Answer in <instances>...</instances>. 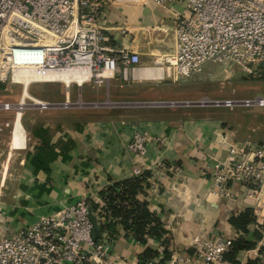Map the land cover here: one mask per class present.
Returning a JSON list of instances; mask_svg holds the SVG:
<instances>
[{"label":"crops","instance_id":"obj_1","mask_svg":"<svg viewBox=\"0 0 264 264\" xmlns=\"http://www.w3.org/2000/svg\"><path fill=\"white\" fill-rule=\"evenodd\" d=\"M182 11L181 5L160 6L151 0H113L106 8L107 21L102 31L108 44L139 54L141 64L135 71L163 70L162 76L154 73L148 80L135 79L133 72L128 84L119 75L109 82L110 89H134L126 99L149 104L140 107L148 111L135 113L133 119L128 114L126 120H109L94 111H68L60 107L51 109L60 110L59 113L43 118L40 113L31 117L32 121L26 120L25 113L22 124L20 121L18 125L19 118L16 121L15 127L23 125L24 131L16 139V147L11 137L0 138V216L8 222L10 230L32 225L41 217L53 215L88 196L103 205L98 193L133 178L135 166L140 165L151 177L149 187L138 199L148 203L149 210L160 218L167 231L172 258L166 264L192 254L191 245L202 233L211 237L236 236L229 218L233 211L252 210L251 202L231 205L214 196L213 168L217 161L230 157L229 148L247 147L245 152L249 153L250 148L264 141L244 134V124L232 119L225 106L181 105L173 109L159 105L187 103L199 97L164 93L169 79L166 68L157 64L158 56L175 49L174 15ZM71 91L66 89L64 97L57 92L56 97L70 100ZM116 93L123 94L115 91L111 94L113 99L122 101V95ZM221 95L213 91L208 96L215 101L230 98ZM83 96L92 99L89 91ZM136 131L163 139L161 144L149 143L146 158L138 163L127 149ZM36 158L40 162L35 165L40 168L31 163ZM230 191L240 200L247 190L235 183L230 185ZM116 232L111 241L112 262L139 264L148 247L159 252V256L147 264L157 259L160 264L164 248L159 241L151 239L144 246L131 237L125 238L122 226L118 225ZM102 236L109 238L110 234L106 230ZM97 263L93 260L91 264Z\"/></svg>","mask_w":264,"mask_h":264},{"label":"built area","instance_id":"obj_2","mask_svg":"<svg viewBox=\"0 0 264 264\" xmlns=\"http://www.w3.org/2000/svg\"><path fill=\"white\" fill-rule=\"evenodd\" d=\"M151 1L183 8L174 15V51L157 57V64L166 68L167 78H190L210 63L236 65L250 73L253 66H264V0ZM112 2L0 0V83L19 84L23 89V77L28 76L29 90L34 84H62L69 91L85 85L102 87L117 75L128 81L141 58L108 44L102 29L107 21L106 8ZM45 103L44 110L55 107ZM220 103L223 105L217 106L264 108V97ZM70 104L67 99L63 106ZM4 106L9 109V104ZM2 131L0 125V134ZM151 142L161 144L163 139L147 132L134 133L127 149L137 163L146 158ZM246 149L231 147L230 157L217 161L212 194L231 205L250 201L254 216L264 225V144L250 148L249 153ZM144 172L137 165L133 175L140 177ZM235 183L247 190L240 200L230 191ZM91 204L81 200L13 231L0 216V264H91L93 260L118 264L110 260L108 238L93 239L91 215L96 214ZM239 236L202 233L191 245L193 253L174 258L171 264H247L250 259L264 264L260 255L264 237L256 248L243 251L236 262L226 258Z\"/></svg>","mask_w":264,"mask_h":264},{"label":"rangeland","instance_id":"obj_3","mask_svg":"<svg viewBox=\"0 0 264 264\" xmlns=\"http://www.w3.org/2000/svg\"><path fill=\"white\" fill-rule=\"evenodd\" d=\"M252 73L249 71H244L242 68L236 65H224V64H209L206 68L204 67L201 72L193 75L190 78L176 77L168 78L165 82V91L166 94L173 95H184V96H199L198 99L193 100L187 103H163L159 105H168L176 109L175 106L181 105H194V108L201 107L206 108L208 106H217L213 105V102H217L210 98L208 95L213 94V91H217L223 96L230 97L227 100L241 101L246 99H254L258 97H264V66H253L251 69ZM130 83L127 81L125 84ZM85 91L90 92V97L92 99H86L83 94ZM115 91H120L123 94L116 93L117 95H122L124 99L122 101H117L113 99L112 93ZM123 91V92H122ZM134 91V89H110L109 83L104 84L102 87H94L92 85H85L83 89L72 88V96L69 100L71 104L68 108H64L68 111L73 109H79L82 111H94L97 114L104 115L106 119H123L126 120L129 118L128 114L134 118L135 113H142L148 111L146 109H141L146 107L149 104L139 102L129 101L128 93ZM58 93H62L63 97L66 94V89L62 84H34L31 86L29 93L42 101L49 102L54 104L57 107H62L66 102L63 99L56 97ZM83 92V93H82ZM23 89L19 84H10L9 82L0 83V125H2L3 131L0 134L1 137H11L13 125L15 128L14 131V146H16V139L24 131H22V126H16V121L18 119V125L21 121V115L16 111L17 109L7 110L4 105L17 106L20 104L22 99ZM221 95V96H222ZM57 99H55V98ZM144 97H148L145 95ZM197 98V97H196ZM226 101V100H224ZM62 102L63 104H59ZM222 102V101H220ZM29 105L32 104L30 100L26 101ZM151 105V104H150ZM187 106V107H189ZM141 107V108H140ZM218 107V106H217ZM54 109V108H52ZM92 109V110H91ZM192 109V108H188ZM228 111L227 114L232 119H238V121L244 124L243 132L244 134L250 135L254 140L264 141V108H254L246 107L242 105H237L234 107H225ZM27 110V111H26ZM25 117L26 120L32 121L31 117L40 116V112L35 111L33 108L26 109ZM60 110H44L40 117H48L47 115L51 113H59ZM158 111V110H157ZM171 111V110H167ZM132 113V114H131ZM138 115V114H137ZM136 115V116H137ZM156 115V114H155ZM116 116V117H114ZM152 116V115H151ZM140 117V116H138ZM143 118V116L141 117ZM138 119V118H137ZM22 124V123H20ZM31 130V127H30ZM128 146V145H127ZM40 162L38 158L31 159V163L34 166L35 163ZM36 163V164H37ZM37 168V165H35ZM16 176V174H14ZM88 196L85 200L91 201L93 205L98 204L93 199ZM254 216V214H253ZM255 217V216H254ZM257 223L251 225L249 230L251 232L262 231L264 225H260L258 221H263L260 218L255 217ZM264 231V230H263ZM236 234L237 231L235 230ZM262 233V232H260ZM264 237V232L262 233V239ZM261 239V240H262ZM260 240V241H261ZM257 242L255 248L258 246ZM111 244V243H110ZM264 251V250H263ZM111 255V254H110ZM264 258V252L260 254ZM257 261H260L259 259Z\"/></svg>","mask_w":264,"mask_h":264},{"label":"trees","instance_id":"obj_4","mask_svg":"<svg viewBox=\"0 0 264 264\" xmlns=\"http://www.w3.org/2000/svg\"><path fill=\"white\" fill-rule=\"evenodd\" d=\"M149 172H144L140 177H133L122 182L115 183L108 188L101 190L98 195L103 205L91 204V210L96 214L99 230L102 233L106 230L110 237L106 239L111 243L117 234L116 228L122 226L125 238H133L137 243L147 246L148 241L153 239L161 243L163 259L160 264H166L172 258V250L169 249L167 231L156 214L148 208V203L138 199L139 194L149 187ZM232 227L239 233V238L234 242L232 250L226 255L228 260L237 261L243 251L253 250L258 241L262 239V231L251 232L249 227L257 223L253 211L247 209L241 213H233L229 218ZM251 236V237H250ZM159 256V252L146 248L139 258V264L147 262ZM247 264H258L257 260H248Z\"/></svg>","mask_w":264,"mask_h":264},{"label":"bare ground","instance_id":"obj_5","mask_svg":"<svg viewBox=\"0 0 264 264\" xmlns=\"http://www.w3.org/2000/svg\"><path fill=\"white\" fill-rule=\"evenodd\" d=\"M154 73H156L159 76H162L163 75V70H161V69H150V68H146V69L134 71L133 77L135 79H138V80H142V79H147L148 80V79H150L152 77V75ZM23 79H24V81H22V82H24V85H23V94H22V99H21L20 104H18L15 107L12 106V105L11 106L9 105L8 106L9 109H7V110H10V109H15L16 108L17 109L16 111L21 115V123H23V115L27 111L26 109L33 108L35 111L40 112V113H43V111L45 109V105H46L45 102H43L42 100H40V99H38L36 97H33L29 93V89H28L29 79H28V76L27 77L26 76L23 77ZM28 100H30L32 102L31 105H29L28 103H26V101H28ZM14 131H15V128H14V125H13V131L11 132L12 133V140L14 139ZM13 144H14V142H13Z\"/></svg>","mask_w":264,"mask_h":264},{"label":"water","instance_id":"obj_6","mask_svg":"<svg viewBox=\"0 0 264 264\" xmlns=\"http://www.w3.org/2000/svg\"><path fill=\"white\" fill-rule=\"evenodd\" d=\"M212 104H213V105H223V104L220 103V102H213ZM191 106H194V105H191ZM53 108H59V107H57V106L54 107V106H53ZM60 108H65V107L62 106V107H60ZM91 220H92V222H93V224H94L93 239L97 241V240H99V239L101 238V234H100L99 226H98V224H97V219H96L95 216L91 215Z\"/></svg>","mask_w":264,"mask_h":264}]
</instances>
